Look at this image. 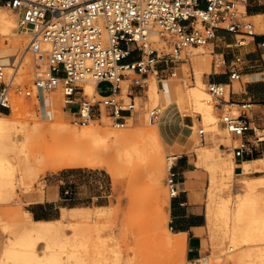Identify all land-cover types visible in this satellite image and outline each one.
Returning <instances> with one entry per match:
<instances>
[{"label":"rangeland","instance_id":"1","mask_svg":"<svg viewBox=\"0 0 264 264\" xmlns=\"http://www.w3.org/2000/svg\"><path fill=\"white\" fill-rule=\"evenodd\" d=\"M0 5L2 6V4ZM0 12H3L8 16H12L15 13V11L4 5L0 7ZM244 20L253 24L255 32L264 31V25L262 23L263 16L256 18L245 17ZM151 36L152 35L147 38L149 48H154L163 52H169L171 50V43L165 41V39L158 35H154V37L157 36V38L160 39V43L156 44L153 42L154 37ZM19 37L28 41V38L25 35L21 34ZM14 38L18 37L14 35H2L0 33V51L6 46H9ZM238 39H245L247 41L249 37L239 35ZM204 47L205 48L200 46H190L184 50L187 49L186 52L188 53L194 51L200 52L204 49H212L211 45H205ZM183 54L181 55L183 56ZM28 55L33 58V60L31 59V68L24 73H16L14 80H12V84H31L34 57L30 53H28ZM211 59L212 56L209 55V65ZM182 62L187 63V67L182 65L177 76H171L170 81L180 79L182 81V86L178 87H181L182 90H186L194 83L191 80L190 73L192 67L191 63L188 64V59L184 58V60L179 61L178 63ZM14 65L15 64L11 66L12 69ZM12 69H7L6 76L10 75ZM252 71H264V56L262 60L258 61V69H253ZM126 72L129 73L130 78L136 76L132 71ZM192 73L194 74V70ZM130 78H128L129 80L125 83L121 82V89L123 92L121 91V94L118 96V99H121L124 102L130 101L127 96L128 92H132L134 96L133 116L130 117V119H126L124 125H115L104 109L100 119L91 120L81 124L74 123L71 114L67 113L64 108V112H60V120L67 123V127L69 128H80L84 124H92L112 131L128 132L139 129L140 132L142 130L141 133H144V131L146 133L147 130H157V127L155 126L156 118L150 120L148 114L150 109L152 110L154 107L162 105V102L158 101L157 103H150L145 93L147 85L151 81L155 80L157 84L160 85L156 72L149 71L147 75L143 77V86L141 88L132 86L131 89L130 86H128L131 82ZM246 79L247 77H244L243 81ZM84 85L85 83H81L83 89ZM204 89L209 94L206 85H204ZM235 89H239V83L237 80H235ZM96 90L101 96H104L111 93L112 85L106 81L101 82ZM45 93L52 95L57 94V103L54 104L62 109L64 106V97L61 86L56 87L52 91L44 92V94ZM87 95L89 97L92 96L91 94ZM177 100L180 103L178 104L180 106L179 111L181 116L189 118L192 121V124H196L194 135L190 136L189 133V135L184 137L189 153L193 154L195 157V151L193 149L196 144L194 143H199L198 129L202 128L204 129V142L208 141L209 137L210 139L212 136L215 137L214 141L217 145V151L219 150V154L226 157L227 152L219 149V143H224L229 146L231 143L237 144L239 140H228L230 134L223 128L219 120L223 110L215 108V104L218 101L210 96L209 102L211 101L210 103L213 105V114L216 121L207 122L203 120L204 122H198L196 118H202V115L194 110L191 101L185 99L183 94L178 97ZM49 104L51 103L47 102L44 98L42 99L41 94L39 96L35 90L30 96L11 91L10 110L3 111V113H6L11 119L22 122L37 120L45 123L51 118ZM25 106H27V108ZM77 106L76 103H71L68 104L67 108L75 110ZM168 106L169 104L160 112L158 117H160ZM224 109H228L237 115L241 112L242 108L229 106L224 107ZM157 120L159 121V118H157ZM257 135L260 138H264V133L262 131H257ZM161 143H164L163 140ZM65 146L66 144L57 146L54 139L49 136V132L44 128L40 134L35 135L30 140L29 145L24 151L20 153H16V151L14 153V151L10 149L6 151L5 156L8 158V162L13 163L15 166V175L13 177V191L8 190L4 193L2 198L0 197V256L2 245L7 236H11L13 233L10 232H14L18 228V226L16 227V221L23 217V211L26 210L25 208L27 206L25 204L35 200L37 195H41V201L44 199H52L55 197V191L58 186L61 191V198L63 199L60 200L58 204H66V208L62 210L61 216L66 214L69 220L75 224H94V222L91 221V218L94 217L98 226L97 229H99L97 231L92 230L90 232L91 236L88 234V237L85 239L86 247L84 248L80 246V240L82 239L81 235L75 236L74 233H72V230L66 231L68 234V243L66 246H54V249L58 251L63 259L61 264H70V262L67 261V257L72 252L82 258L84 257V264H186L190 261L186 260L185 245L183 249H175L170 246H165L162 242V237L166 234L163 228L165 226L166 228L168 227V219L164 215V211H166L167 208H164L163 206V199L169 200L170 197L165 182L168 173L166 160L168 155L175 156V154L173 155V150L169 152L164 143L162 144V151L156 150L157 152H154L153 150L152 154L150 150V154L146 152L143 154L144 156H139L140 159L134 157L130 163H126L127 166L125 164H123L124 166H118L121 164H115L117 161L114 160V164L112 163L111 166H115L114 168L111 167V171H108L104 166L73 168L60 167L54 169L53 162H50V164L49 162H38L36 153L42 151L50 152L56 147L64 149ZM113 148L114 146L111 145L110 150L112 151H109V154L113 153ZM101 153L102 152H100L101 158L107 156H104V154ZM156 153L159 155L155 156ZM228 153H231L233 157L232 152ZM159 156L160 159L158 158ZM154 158L155 160L157 158L159 161H154ZM143 159L146 161L144 162ZM153 161L154 164L156 163V167L159 166V173H156L160 176L158 182L153 179L155 175L151 174V172L154 174V165L152 166ZM193 164L195 165V163ZM196 164L201 168L206 166L205 164H202L201 166V163L199 162H196ZM126 167L127 169H125ZM258 167L260 168V172L234 175V180L231 181L232 185H229V182L226 179H220L219 183H221V188L214 190V202L217 203L220 200H224L226 212L223 214L220 213L217 218L214 219V224L212 226L209 224L210 221L207 218L206 235L202 242L201 256H208V264H239L240 261L246 260H250V262L264 260V252L253 251L248 254L243 253L247 249L256 250L258 248H264V238L260 237L254 228H252V238H247L245 241H241L236 245L231 243L232 230L238 223L235 212L238 199L241 197V194L245 189V180L255 175H264V163H259ZM203 169H206L208 174V187L206 190L207 210L211 169L207 166ZM258 187L253 191L252 195L257 200V211L264 212V186ZM96 195H99V197L95 198ZM59 215L60 212L57 217H59ZM253 220L258 221L254 218ZM12 221H15L14 224H10V222L13 223ZM9 224L15 227L13 228L12 226H9ZM81 228L82 225H80V227L78 226L79 230ZM8 230L11 231L9 232ZM79 230L78 232H80ZM239 239H241V237ZM229 246L233 247V250L228 249ZM39 247L40 244L38 245V248ZM194 264H197V261H194Z\"/></svg>","mask_w":264,"mask_h":264},{"label":"built area","instance_id":"2","mask_svg":"<svg viewBox=\"0 0 264 264\" xmlns=\"http://www.w3.org/2000/svg\"><path fill=\"white\" fill-rule=\"evenodd\" d=\"M245 3L246 0H0V4L17 11V28L28 38L25 49L34 56L30 85L10 84L6 78L9 60L3 62L0 57V111L10 110L11 91L30 96L35 90L40 96L61 86L64 104L78 105L71 112L74 123L100 119L104 109L115 125L122 126L126 122L123 113L130 114L134 108L132 92L128 93L130 101L118 99L121 81L130 78L126 71L136 75L128 86L141 88L143 77L149 71L156 72L159 61L184 60L179 58L183 48L209 45L218 29L255 35L253 24L244 20ZM150 32L171 43V50L149 49L145 42ZM11 59L13 65L15 58ZM169 74L174 76L175 72ZM228 74L229 80L239 79L235 70ZM85 81H94L95 85L109 82L112 91L89 97L81 87ZM206 86L218 101L216 108L223 110L219 120L227 132L241 136L251 129L248 118L224 109L229 106L222 97L223 85ZM159 114L158 107L149 111L152 120ZM198 134L203 139L204 130L200 128ZM245 147L246 143L239 141L235 156H241ZM173 161L165 181L171 197L177 192ZM196 261L202 264L201 255Z\"/></svg>","mask_w":264,"mask_h":264},{"label":"bare ground","instance_id":"3","mask_svg":"<svg viewBox=\"0 0 264 264\" xmlns=\"http://www.w3.org/2000/svg\"><path fill=\"white\" fill-rule=\"evenodd\" d=\"M2 6L0 5V7ZM256 17H260V15ZM17 19H18L17 11H15L14 15L12 16H8L5 13L0 12V33L2 35H7V36L14 35L18 37V38H14L9 46H6L2 51H0V57L2 61L7 62L9 60V65H10L9 68H11L12 66L11 62L13 59H11V57L15 58L14 67L10 75L6 76L7 79L10 81V84H12V80H14L16 73L19 72L24 73L31 68V59L33 60V58L30 55H28L29 52L25 49L27 40L19 37V35H21L22 33L19 32L17 28ZM150 35L154 37L156 33L150 32L148 37ZM147 38L145 45L148 46ZM153 42L159 44L160 39L157 38V36H155L153 38ZM204 46H200V47L205 48ZM149 49H154V48H149ZM184 49L185 48L181 50L180 55L184 53L183 56L181 55L182 58H186V57L190 58L189 60L191 61L190 62L191 67L194 70L195 80L193 85L189 86L186 90H182L181 87H177L175 92L179 93V97L182 96L183 94L185 96V99L191 101L194 110H196V112H199L200 115H202V118L200 119L201 121L203 120L207 122L216 121L215 116L213 114L214 112L213 105L210 103L211 101L209 102L210 94H208L207 91H205L204 89L205 84L201 81V74L209 69L208 57L210 55L211 49H204L203 51L200 52L194 51L192 49L194 52H188V53L186 52L187 49L186 50ZM183 65L187 67V63H184ZM121 82L123 83V81ZM94 85L95 82L85 81V85H84L85 93L96 95L97 91ZM145 93L150 103H157L158 101L162 102V105L157 106L160 112L163 109H165V107L168 104H170L171 98L168 96L167 91L165 90L159 91L155 80L151 81L147 85V89ZM41 98L42 99L44 98L47 102L51 103L49 104V111H51L50 112L51 118L45 123L37 120L24 121V122L14 120L9 118V116L6 113H3V111H0V197L1 198L3 197L6 191L8 190L13 191L14 189L13 177L15 175V166L13 163L8 162L9 160L5 156L6 151L9 149L14 151V153L15 151L16 153L17 152L20 153L24 151V149H26V147L29 145L30 140L35 135L40 134V132L44 128L49 132V136L52 139H54L57 146L61 144H66L64 149H60L56 147L54 150H51L50 152L42 151L39 152L41 154L36 153L38 162L40 163L49 162V164L50 162H53L54 169H58L60 167L104 166V168H106L108 171H111L112 170L111 167L114 168L115 166V165L111 166L114 160L117 161L115 162V164L116 163L121 164L118 166H122L123 164L127 166L126 163H130V161H132L134 157H138L140 159L141 155L145 154L146 152L150 154L149 152L150 150L152 154H153V150L154 152L156 150L162 151V144L164 143H161L162 138L160 136L159 128L157 124L158 122L157 118H159L158 117L159 115L156 117L155 120V126L157 127V130L155 129H151L149 131L147 130L146 133L145 131L144 133H141L142 130L140 132L139 129L137 130L135 129L133 131H128V132L112 131V130H108L107 128H101L100 126H96L92 124H88V125L84 124L80 128H71V127L69 128L67 127V123L60 120L61 113L64 112L63 110L64 106L62 107V109H60L59 107H57V105L54 104L57 103V99H58L57 94L52 95V94L43 93L41 94ZM63 104H64V100H63ZM27 106L25 107L27 108ZM127 119H130V117H127ZM195 125L196 124L194 123L192 126L193 129H195ZM228 140L231 141L230 137L228 138ZM194 144H196V146L194 145L195 148L193 150L195 151V155L197 157V161H195V164L196 162L201 163V166L202 164H205L207 167H209V169H211L212 172V173L210 172L211 177H210V185L208 188V206L206 210V216L210 221L209 224L212 226L214 224V219L217 218V216L220 213L223 214L226 212L224 200H220L217 203L214 202L213 199L214 190L221 188V183H219L220 179L221 180L226 179L229 182V185H232L231 181L234 180V175H235L234 174L235 163L231 153H227V156L224 157L223 155L219 154L218 152L219 150L217 151V145L215 144H212L211 146V145L203 144L200 141L198 144L197 143ZM111 145L114 146L113 148L114 151L112 154H109L108 152L112 151L110 150ZM100 152H102L101 154H104V156L105 155L107 156L101 158ZM158 153H156L155 156L159 155ZM158 158L160 159V156ZM173 158L174 156L171 155L167 156V160H166L167 170L169 169V166L171 165ZM154 161H159V160H157V158L155 160L154 158ZM154 161L152 162L153 163L152 166L154 165L153 166L154 174L151 172V170L150 172L152 175H155L153 179L157 180L156 182H158L160 176L157 175L156 173L157 172L159 173L158 170L159 166L156 167L155 166L156 163L154 164ZM259 163H264V157H259L253 160L244 161L241 164L242 174L260 172V168L258 167ZM131 167H132V163H131ZM125 169H127V167ZM258 186L259 187L264 186V175H255L245 180V189L244 192L241 194V197H239L238 199V204L235 212L238 223L234 227L231 233L232 234L231 243L234 245L239 244L241 241H245L247 238H252V234H253L252 228L256 230V232L258 233V235H260V237L264 238V212L257 211V205H256L257 200L252 195L253 191ZM163 206L164 208L168 207L167 199H163ZM22 215L23 217L17 219L16 221V227L18 226L17 230L14 229L15 230L14 232L11 230L10 232L8 230L10 233L13 234L11 236H7L5 240L3 250L0 256V264H61L63 259L59 255L58 251L54 249V246H60V247L66 246V244L68 243V239H67L68 234L66 233V231L72 230V233H74L75 236L81 235L82 239L80 240V246L84 248L86 247L85 239L86 237H88V234H90L92 230H96V231L99 230L97 229L98 226L97 223L95 222L94 217L91 218V221L94 222V224L91 223L75 224L74 222H71L69 220L66 214H63L61 217L57 219H33L30 213L24 210ZM164 215L167 217L166 211H164ZM253 218L257 219L258 221H254ZM12 222L13 223L10 222V224H14L15 221ZM10 224L9 226H12L13 228L15 227ZM80 225H82V228L79 230L78 226L80 227ZM78 230L80 232H78ZM163 230L166 232V234L163 235L162 237V242L165 246H170L175 249L184 248L185 245L184 234H176L169 227L166 228V226L163 228ZM240 237L241 239H239ZM39 244L40 247L38 248ZM228 249L233 250V247L229 246ZM253 251L254 252L261 251L262 253L264 252V248H258L256 250L247 249L244 252L243 251L241 252L248 254ZM201 258H202V264L209 263L208 256H203V257L201 256ZM67 261L70 262V264H84L85 260L84 257L82 258L81 256H78L77 254H74L72 252L67 257ZM194 261H196V259L190 260L186 264H194ZM239 264H264V260L258 262H254V261L250 262V260L249 261L246 260V261H240Z\"/></svg>","mask_w":264,"mask_h":264},{"label":"crops","instance_id":"4","mask_svg":"<svg viewBox=\"0 0 264 264\" xmlns=\"http://www.w3.org/2000/svg\"><path fill=\"white\" fill-rule=\"evenodd\" d=\"M245 14L246 17L253 18H256L258 15L263 16L262 23L264 25V2L246 0ZM239 35L246 37L242 34H233L222 29L216 31L214 41L209 44L212 46L210 52L212 59L209 70L201 74V81L205 85L207 83L223 85L224 91L222 97L228 101L227 106L241 107V115L249 119L251 129L241 136H229L231 141L239 140L246 143L241 156H235L234 154L239 142L237 144L231 143L229 146L219 143L221 151L232 152L235 163V175L242 174L241 164L244 161L264 157V138L262 141H257L256 139L258 137L257 131H261L264 128V71H252L253 69H258V61L262 60L264 56V31L255 32V35L247 36L249 37L247 41L245 39L239 40ZM236 58H239L238 62L235 61ZM186 59H188V64H190V58L186 57ZM178 62L159 61L156 66V75L160 82V85L156 82L158 90L167 91L168 96L171 98L169 106L160 115L157 124L165 146L169 152L173 150L175 154L173 170L176 173L175 184L177 192L174 197L170 196L168 200V207L166 209L168 227L176 234H184L186 260H195L202 254V242L206 235L208 174L205 169L198 167L197 164H195L196 166L193 164L197 161V157L189 153L186 140L184 139L189 133L190 136L194 135V129L192 128L194 123L192 124L189 118L182 117L179 111L180 103L177 100L179 93L175 92V90L178 86H182V81L180 79L170 81L171 76L169 73L174 71V76H177L184 64L183 62ZM230 70H235L239 74V79L237 80L239 89H235V80H229L228 73ZM192 71L191 69V80L194 82L195 76ZM244 77H247L245 81H243ZM127 80L129 79L126 78L122 81L126 82ZM99 83L101 82L96 83V89ZM120 94L121 92H119ZM127 96L129 98L128 94ZM77 100L78 98L74 101ZM67 106L64 104L65 111L69 114L77 110V108L70 110ZM133 113L134 111H131L130 114L124 112L123 116L127 119V117H132ZM200 119L196 118L197 121L201 122ZM204 138V136L203 139L199 138L201 143L211 146L215 144V137L212 136L211 139L209 137L206 142H204ZM55 192V197L52 199L41 201V195H37L35 200L25 204L27 205L25 209L33 219H57L61 217L62 210L66 208V204H58L60 200H63L58 186ZM98 197L99 195L95 196V198ZM59 212L60 215L57 217ZM4 243L1 250H3Z\"/></svg>","mask_w":264,"mask_h":264}]
</instances>
